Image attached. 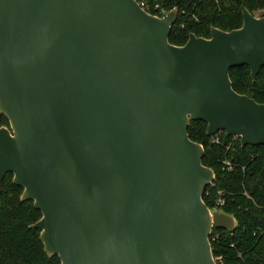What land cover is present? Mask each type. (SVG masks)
Segmentation results:
<instances>
[{
    "label": "water",
    "instance_id": "1",
    "mask_svg": "<svg viewBox=\"0 0 264 264\" xmlns=\"http://www.w3.org/2000/svg\"><path fill=\"white\" fill-rule=\"evenodd\" d=\"M170 42L164 17L137 0H0V194L5 176L43 214L60 264H219L210 208L215 172L188 133L205 121L243 146L264 145V104L233 88L230 72L264 67V16Z\"/></svg>",
    "mask_w": 264,
    "mask_h": 264
},
{
    "label": "trees",
    "instance_id": "2",
    "mask_svg": "<svg viewBox=\"0 0 264 264\" xmlns=\"http://www.w3.org/2000/svg\"><path fill=\"white\" fill-rule=\"evenodd\" d=\"M148 1L151 6L160 3L168 11L178 8L170 35V42L178 46L185 45L191 33L210 38L213 27L224 31L242 27V6L264 16V0ZM230 76L238 93L264 104V67L256 80L249 66L233 68ZM4 125L10 126V122L0 112V126ZM207 128L200 120L192 121L188 128L190 138L205 148L204 165L215 172L204 201L210 208L233 214L239 223L234 232L213 229V255L219 264H264V145L243 146L240 137L225 131L208 135ZM217 136L219 142H214ZM13 176H5L0 194V264H60L58 255L46 253L41 229L32 226L42 218V212L33 200H22L24 187L15 184Z\"/></svg>",
    "mask_w": 264,
    "mask_h": 264
},
{
    "label": "built area",
    "instance_id": "3",
    "mask_svg": "<svg viewBox=\"0 0 264 264\" xmlns=\"http://www.w3.org/2000/svg\"><path fill=\"white\" fill-rule=\"evenodd\" d=\"M139 4L141 5V7L143 9H145L147 12H149L150 14L159 16V17H164L165 15H167V13L169 12L165 7H163L160 3H156L154 4V6H151L149 4L148 0H140L138 1ZM152 9L154 10L155 13L152 12ZM214 142H219V137H215L213 139ZM227 164L231 167V163L227 162ZM221 205L224 203L223 201L219 202Z\"/></svg>",
    "mask_w": 264,
    "mask_h": 264
},
{
    "label": "rangeland",
    "instance_id": "4",
    "mask_svg": "<svg viewBox=\"0 0 264 264\" xmlns=\"http://www.w3.org/2000/svg\"><path fill=\"white\" fill-rule=\"evenodd\" d=\"M256 16H257V17L263 16V15H262V12H257V13H256ZM13 177H14V176H13Z\"/></svg>",
    "mask_w": 264,
    "mask_h": 264
}]
</instances>
